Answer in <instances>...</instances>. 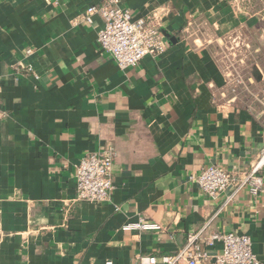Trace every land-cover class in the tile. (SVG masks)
<instances>
[{"label": "crops", "instance_id": "obj_1", "mask_svg": "<svg viewBox=\"0 0 264 264\" xmlns=\"http://www.w3.org/2000/svg\"><path fill=\"white\" fill-rule=\"evenodd\" d=\"M102 1L0 0V264H163L205 227L250 236L264 264V192L224 206L230 192L194 181L264 150V0H118L167 46L126 70L100 48L101 17L83 22ZM236 35L258 62L233 91L221 45ZM108 146L111 199L76 202V165ZM141 218L161 229L124 230Z\"/></svg>", "mask_w": 264, "mask_h": 264}, {"label": "built area", "instance_id": "obj_2", "mask_svg": "<svg viewBox=\"0 0 264 264\" xmlns=\"http://www.w3.org/2000/svg\"><path fill=\"white\" fill-rule=\"evenodd\" d=\"M100 16L103 22L98 32V43L101 50L108 54L116 62L120 69L126 70L137 67L146 56L158 57L166 52L163 33L160 26L145 17H135L133 13L119 5L118 0H103L98 6H91L83 16V22L93 25L95 17ZM191 24L189 23L188 26ZM187 30V29H186ZM187 32V31H186ZM236 35L227 38L223 46L225 52L226 43L244 39ZM228 49V48H227ZM234 49V48H232ZM31 54V51H28ZM233 55V54H231ZM236 56V55H235ZM227 68L233 91L242 83L241 77L234 68L233 72L238 80L231 79ZM31 71L32 68L30 67ZM234 78V76H232ZM237 82L239 85H237ZM117 153L113 146L91 153L85 156L76 165V202L102 203L109 201L114 191L113 167ZM264 150L250 169L242 175L232 174L223 168L211 165L204 168L195 178L197 186L202 192L212 199H217L222 194L230 192L224 206L247 190L257 198L264 192ZM223 206V207H224ZM161 227L141 218L138 222L127 224L125 231H159ZM207 227L196 233L189 234L186 244L176 254L165 256L163 264H261L259 257L253 250V242L250 236L238 233H214L205 235ZM219 252L212 256L208 248H217ZM139 264H157L155 256H140ZM105 264H114L107 261Z\"/></svg>", "mask_w": 264, "mask_h": 264}, {"label": "rangeland", "instance_id": "obj_3", "mask_svg": "<svg viewBox=\"0 0 264 264\" xmlns=\"http://www.w3.org/2000/svg\"><path fill=\"white\" fill-rule=\"evenodd\" d=\"M249 13V12H248ZM262 13H264V2H263V8H262ZM234 37V36H232ZM243 38V37H241ZM244 39V38H243ZM238 45V41L237 42H233V40H230L226 43V48L225 52H229L228 56H233L234 59H232V57H227L225 59L226 62V66L230 67L231 65L233 67L230 68L229 73L230 76H234V78L231 76V79H235L238 80L237 75L233 72L234 68L237 69V73L240 75L241 79L240 81H242V69L246 68V67H250L252 66V64L258 62V58L257 55H254L256 44H251L248 39H244L243 41H240L239 47H236ZM234 48V49H232ZM233 54V55H231ZM236 55V56H235ZM255 56V57H254ZM237 85L238 82H237Z\"/></svg>", "mask_w": 264, "mask_h": 264}]
</instances>
